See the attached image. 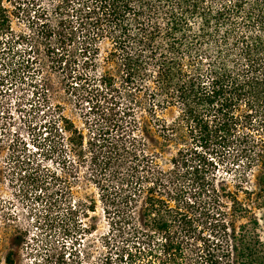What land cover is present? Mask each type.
<instances>
[{
  "label": "trees",
  "instance_id": "16d2710c",
  "mask_svg": "<svg viewBox=\"0 0 264 264\" xmlns=\"http://www.w3.org/2000/svg\"><path fill=\"white\" fill-rule=\"evenodd\" d=\"M39 1L93 70V136L65 118L60 132L98 180L99 264H264V0ZM10 29L0 0V50Z\"/></svg>",
  "mask_w": 264,
  "mask_h": 264
},
{
  "label": "rangeland",
  "instance_id": "374dc122",
  "mask_svg": "<svg viewBox=\"0 0 264 264\" xmlns=\"http://www.w3.org/2000/svg\"><path fill=\"white\" fill-rule=\"evenodd\" d=\"M5 7L11 29L0 50V264L8 255L14 264H99L108 224L98 180L60 132L65 118L85 145L93 136L102 116L95 84L86 81L93 70L73 50L78 37L66 45L49 37L41 1L5 0ZM161 116L169 121L176 112ZM168 152L166 159L175 149ZM52 194L61 209L47 216L44 200ZM68 206L75 212L64 220ZM209 234L203 223L196 231L199 238Z\"/></svg>",
  "mask_w": 264,
  "mask_h": 264
},
{
  "label": "flooded vegetation",
  "instance_id": "af4514ba",
  "mask_svg": "<svg viewBox=\"0 0 264 264\" xmlns=\"http://www.w3.org/2000/svg\"><path fill=\"white\" fill-rule=\"evenodd\" d=\"M10 257H11V261H12L11 263L14 264V261H13L12 255H10ZM5 263L7 264L6 260H5Z\"/></svg>",
  "mask_w": 264,
  "mask_h": 264
}]
</instances>
